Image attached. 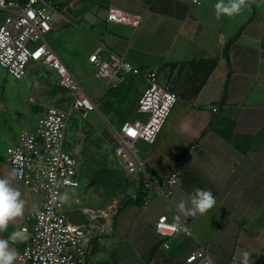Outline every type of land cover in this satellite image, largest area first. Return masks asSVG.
I'll list each match as a JSON object with an SVG mask.
<instances>
[{"label": "crops", "instance_id": "1", "mask_svg": "<svg viewBox=\"0 0 264 264\" xmlns=\"http://www.w3.org/2000/svg\"><path fill=\"white\" fill-rule=\"evenodd\" d=\"M52 1L57 13L48 35L50 43L67 45L58 54L67 68L81 69L91 48L102 45L134 66L155 70L178 98L155 142L138 147L159 177L169 176L183 157L179 182L168 198L152 195L114 213L107 231L91 240L86 264H201L186 262L201 246L215 264H264V0H248L235 18H217L218 0ZM110 5L140 14L139 26L106 22ZM209 60L215 61L212 69ZM34 75L15 80L0 67V178H10L25 202L23 215L0 231V239L17 231L41 200L11 175L5 159L21 130L34 129L42 116L28 98L33 86L42 85ZM144 83L141 76H127L103 94L102 111L122 117L121 123L134 118ZM197 189L216 199L204 214L191 210ZM164 214L186 228L159 235L154 224ZM9 247L18 251L23 241Z\"/></svg>", "mask_w": 264, "mask_h": 264}, {"label": "built area", "instance_id": "2", "mask_svg": "<svg viewBox=\"0 0 264 264\" xmlns=\"http://www.w3.org/2000/svg\"><path fill=\"white\" fill-rule=\"evenodd\" d=\"M0 9L7 12L0 24V66L17 80L27 76L30 62L47 66L56 73L58 84L68 97L67 109L60 105L46 106L35 129L21 130L17 143L5 150L11 175L41 196L37 208L26 216L18 229L26 231L28 238L16 251L15 264H86L91 240L107 231L111 225L106 224L110 216L108 212L93 213L83 208L92 220L89 224H75L68 219L65 201L71 206L82 202L78 194L81 174L78 157L65 151L63 145L71 114L76 112L88 116L98 111L97 105L46 39L53 29L57 11L52 0H0ZM141 19L140 14L114 5L108 6L105 17L108 23L131 28H137ZM88 60L96 67L97 77L114 82L115 86L129 75L141 76L148 83L138 99L136 116L125 121L121 130L116 131L119 145L114 151L126 174L145 190L142 204L152 195L168 198L179 182L183 157L176 161L169 176L159 177L149 171L147 162L137 154L136 143L155 142L177 102L176 92L159 80L155 70L134 66L114 52L105 50L102 45L88 55ZM185 228L183 221L172 222L165 214L159 216L154 224V230L163 237ZM163 245L168 247L167 243ZM186 262L215 264L202 246L187 256Z\"/></svg>", "mask_w": 264, "mask_h": 264}, {"label": "rangeland", "instance_id": "3", "mask_svg": "<svg viewBox=\"0 0 264 264\" xmlns=\"http://www.w3.org/2000/svg\"><path fill=\"white\" fill-rule=\"evenodd\" d=\"M56 13L57 11L54 16ZM6 15L7 12L0 9V24L4 21ZM73 32L76 36L75 40L80 42L79 33L77 31ZM46 38L50 43L51 40L48 34ZM51 43L56 48L57 54H61L62 49L67 48L66 44L59 46L55 42ZM97 46L96 44L91 48L88 55ZM105 59L108 60V58ZM68 69L97 105L98 111L91 112L88 116H81L73 112L68 121L63 149L69 153H74L78 157L79 172L81 174V186L78 194L82 202L77 206H71L70 202L65 201V213L72 223L80 225L89 224L92 221L88 214L84 213L83 208H88L93 213L108 212L112 220L114 213L117 212L122 203L136 192L134 181L126 174L114 151L119 145L116 139V131L121 130L123 122L121 123L120 120L123 118L120 116H107L102 111L104 108L101 97L106 91H111L117 85L115 86L114 82H106L102 77H97L95 75L96 67L89 62L88 58L87 63L82 62L81 69ZM4 70L8 73L5 68ZM29 71L36 72L34 76H37L42 84L41 86H33L29 92L28 98H33L36 102L35 112H41L40 115H43L46 106L57 104L67 109L68 97L66 92L59 86L56 73L47 66H39L35 62L28 64ZM9 76L17 80L12 75L9 74ZM147 86L148 83L145 80V83L141 85L142 93ZM140 143L142 141L136 143L139 156L138 146Z\"/></svg>", "mask_w": 264, "mask_h": 264}, {"label": "clouds", "instance_id": "4", "mask_svg": "<svg viewBox=\"0 0 264 264\" xmlns=\"http://www.w3.org/2000/svg\"><path fill=\"white\" fill-rule=\"evenodd\" d=\"M250 6L248 0H218L214 5L216 16L222 14L235 18L245 7ZM191 210L206 213L216 204L211 191L197 189L190 200ZM25 202L21 199V192L12 186L10 178H0V231H5L9 222L16 217L22 216ZM181 204V208H184ZM28 238L26 231H14L8 239H0V264H14L17 259V252L9 247V242H22ZM247 258L248 253H244ZM246 264V262H245Z\"/></svg>", "mask_w": 264, "mask_h": 264}, {"label": "trees", "instance_id": "5", "mask_svg": "<svg viewBox=\"0 0 264 264\" xmlns=\"http://www.w3.org/2000/svg\"><path fill=\"white\" fill-rule=\"evenodd\" d=\"M209 62H210V66H209L208 69H212L214 67L215 61L214 60H209ZM205 78H206V76H204V78L202 80L203 82L205 81ZM145 195H146L145 190L142 188L141 185H138V191L136 192V194L134 196H131V197L127 198L122 203V205L118 208V210L126 207L129 204H133V203H135V204H141L142 201H143V199H144V197H145Z\"/></svg>", "mask_w": 264, "mask_h": 264}]
</instances>
